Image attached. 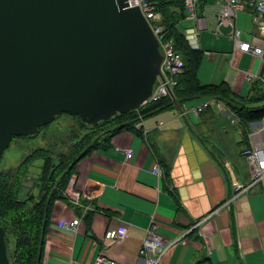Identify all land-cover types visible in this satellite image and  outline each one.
<instances>
[{
	"label": "crops",
	"instance_id": "1",
	"mask_svg": "<svg viewBox=\"0 0 264 264\" xmlns=\"http://www.w3.org/2000/svg\"><path fill=\"white\" fill-rule=\"evenodd\" d=\"M219 4L198 0L196 12L209 17ZM244 15L250 30L242 38L250 42L254 26L250 13ZM193 25L184 20L179 29L183 33ZM230 31L222 27L218 38L213 35L212 49H204L208 41L203 43L200 33L196 76L202 85L225 84L232 94L246 98L257 85L246 80L257 60L235 50ZM260 72L259 59L252 75ZM204 100L196 97L185 104L197 106ZM215 102L198 116L182 115L178 106L149 116L140 128L135 125L139 134L122 131L108 149L82 156L65 189L79 193L80 204L70 203L64 193V199L53 203L41 264H93L100 255L115 264H144L139 250L152 224L171 245L159 264H264V190L256 185L236 194L233 187L249 179L248 166L243 172L235 158L244 159L248 135L244 143L241 126L231 123L234 114ZM247 125L250 132L257 122ZM122 149L131 150V158ZM154 164L162 174L153 172ZM75 218L80 221L75 231L60 227L61 221ZM118 228L126 229L124 239H106L107 231Z\"/></svg>",
	"mask_w": 264,
	"mask_h": 264
},
{
	"label": "water",
	"instance_id": "2",
	"mask_svg": "<svg viewBox=\"0 0 264 264\" xmlns=\"http://www.w3.org/2000/svg\"><path fill=\"white\" fill-rule=\"evenodd\" d=\"M161 58L126 0H0V157L59 115L95 126L142 106ZM5 240L0 226V264Z\"/></svg>",
	"mask_w": 264,
	"mask_h": 264
},
{
	"label": "trees",
	"instance_id": "3",
	"mask_svg": "<svg viewBox=\"0 0 264 264\" xmlns=\"http://www.w3.org/2000/svg\"><path fill=\"white\" fill-rule=\"evenodd\" d=\"M146 1L152 4L155 12L160 15L164 35L172 41L175 51L181 55L184 63L182 74L176 77L174 98L147 103L126 114L114 115L110 120L99 122L95 126H87L78 117L71 116L77 120L79 129L85 133L80 140L73 141L67 153L57 155L58 161L52 159L49 149L37 147L31 149L30 155L17 167L0 172V226L5 231L10 264H41L52 205L56 200L64 199L63 193L73 175L75 163L92 151L108 149L113 136L125 130L135 131V125L140 120L174 106L182 107L196 97L214 99L222 102L229 112L239 118L245 143L250 133L247 123L259 122L264 118V88L259 81L255 82L257 85H254L246 98H240L232 94L225 84L202 85L197 80L196 66L199 65L202 52L190 49L179 29L185 20L184 0ZM49 125L40 126L34 136L13 137L11 142H33L37 136L46 133L44 129ZM1 158L2 156L0 160ZM36 161H42L40 174L31 177V191L20 199L19 194L25 187L24 180L29 176L28 167ZM220 169L229 181L226 170L222 166ZM34 189L37 191L36 195L32 194ZM9 236L14 237L11 250Z\"/></svg>",
	"mask_w": 264,
	"mask_h": 264
},
{
	"label": "built area",
	"instance_id": "4",
	"mask_svg": "<svg viewBox=\"0 0 264 264\" xmlns=\"http://www.w3.org/2000/svg\"><path fill=\"white\" fill-rule=\"evenodd\" d=\"M129 7H137L144 19L150 25L152 33L158 43L161 54L160 75L154 82L150 97L142 104L157 102L164 98H174L173 89L177 85L176 77L181 75L184 68L182 57L174 49L172 41L166 39L161 25V17L155 12L152 4L146 0H126ZM198 0H184L185 20L192 21L193 26L184 29L183 36L188 47L192 50H199V36L202 31L210 30L216 38L220 36L222 27L231 28L230 38L233 42L235 50L248 53L254 57H258L261 61V72L257 75L246 74V80L250 82L259 81L264 87V0H220L217 10L210 13L209 17H199L197 14ZM239 13H250L254 33L250 42L244 41L242 33L236 27V17ZM173 97V98H172ZM216 103L214 99L202 101L197 106H188L184 104L180 111L182 115L193 114L198 116L212 104ZM141 106V107H142ZM143 121L137 123L140 128ZM240 120L235 115L231 116V123L239 124ZM249 146L245 147L242 156L249 168V179L245 185L235 183V193L248 191L256 185L261 186L264 190V118L257 122V127L253 128L248 134ZM126 159L131 158V150L122 149ZM153 172L162 174L159 165L154 164ZM64 196L74 205L80 204L81 195L77 192L66 190ZM231 201V200H230ZM204 219L196 223V227L200 226ZM79 219L75 218L71 222L61 221L60 227L75 231L79 224ZM157 227L150 225L145 231V237L142 240L139 250V256L144 264H159L166 251L171 245H167L161 235H159ZM126 235L125 228L110 229L106 232V239L112 241H120ZM173 244V243H172ZM210 254V248H207ZM93 264H115L114 261L103 256H98Z\"/></svg>",
	"mask_w": 264,
	"mask_h": 264
},
{
	"label": "rangeland",
	"instance_id": "5",
	"mask_svg": "<svg viewBox=\"0 0 264 264\" xmlns=\"http://www.w3.org/2000/svg\"><path fill=\"white\" fill-rule=\"evenodd\" d=\"M244 14L245 13L238 15L236 23L237 29L242 33V36H244L246 33H248V30H250V27H245L243 23V18L246 17ZM201 35V40L203 41V43L208 41L207 45H203L204 49H212L215 42L212 32L207 29L205 31H202ZM255 60H257V62L254 61V63L251 64L250 69L248 70V73L250 75L256 73V67L259 59L255 57ZM228 127L234 130V128H232L231 126ZM44 131H46V133L37 136L33 142L28 140H17L13 143L11 142L0 160V172H4L11 168L17 167L25 160L28 155H30L31 149H36L37 147H44L45 149H49L48 151L52 155V159L56 162L58 161L57 155L61 153H67V151L69 150V146L74 143L73 141L75 140L77 142L83 137L85 133L84 130L79 129L77 120L74 117L68 115H59V117H57L55 121H53L48 127H46ZM228 156L233 158L231 154ZM235 158L237 162H241L242 168L244 170L243 172L246 171L247 173V164L245 160L241 159L238 155ZM41 165L42 161H36L32 164V166L28 167L29 176L24 180L23 185L25 187L19 194L20 199L25 197V194L31 191V177H37L40 174ZM36 193V189L32 190L33 195H36ZM8 239L9 248L11 250L14 246V237L9 236Z\"/></svg>",
	"mask_w": 264,
	"mask_h": 264
}]
</instances>
